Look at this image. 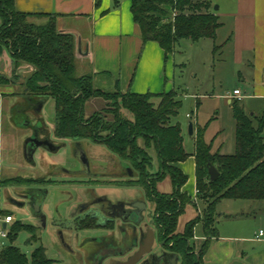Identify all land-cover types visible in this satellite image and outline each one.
<instances>
[{
    "label": "trees",
    "instance_id": "16d2710c",
    "mask_svg": "<svg viewBox=\"0 0 264 264\" xmlns=\"http://www.w3.org/2000/svg\"><path fill=\"white\" fill-rule=\"evenodd\" d=\"M130 9L141 39L156 41L165 55L173 53L182 40L214 39L221 26L210 0H131ZM32 15L17 10L15 0H0V55L8 51L13 77L20 65L32 67L22 82L24 96L41 103L53 101L56 138L103 144L117 155L132 172L125 184H139L154 204L151 217L158 241L179 255V264H203L209 239L216 235V202L222 198L264 200V108L257 116L246 112L239 99L233 100L235 150L231 154L213 151L212 143L204 139L205 128H197L193 150L196 196L205 207L178 231L179 217L188 204L196 205V198L182 190L187 175L178 163L189 154L183 146L180 124L172 122L182 104L177 92L109 93L95 88L91 74L76 75L73 34L57 29L54 14H44L47 20L43 23L29 19ZM218 47L214 44V50ZM9 81L0 73V83ZM88 103L100 107L87 114ZM209 164L219 171L214 180L208 175ZM166 177L171 191H159L157 183ZM18 180L50 181L17 177L3 183ZM0 215L10 214L0 210ZM198 223L203 226L205 240L195 250L192 239ZM22 228L30 232L32 240L37 239L33 226L19 222L11 225L6 233L8 243L0 247V264H55L41 245L28 256L14 244Z\"/></svg>",
    "mask_w": 264,
    "mask_h": 264
},
{
    "label": "crops",
    "instance_id": "0c3cea01",
    "mask_svg": "<svg viewBox=\"0 0 264 264\" xmlns=\"http://www.w3.org/2000/svg\"><path fill=\"white\" fill-rule=\"evenodd\" d=\"M130 7L131 0H99L98 5L96 0H15L17 10L33 14L29 19L43 23L47 20L46 14H54L57 29L73 34L76 51L78 44L81 48V53L78 51L77 53L89 59L87 67L80 68L76 64V75L91 74L95 88L109 93L132 91L153 94L173 89L174 85L170 80L174 78L176 66L174 60L170 54L165 55L156 41L141 39L139 26L133 19ZM216 10L215 14L221 26L217 29L215 38L220 28L226 29L224 41L219 47L224 48L225 62L232 64L234 68V78L243 85L235 86L224 96L232 105L233 100L237 99L232 92L234 89H239L241 94L239 100L243 109L258 116L264 108V0H222ZM31 69L30 65H20L17 75L22 77L19 81L21 84ZM0 73L6 74L7 77L12 76V59L7 50L0 55ZM10 92L7 85L0 84V191L4 185L11 186L3 183L6 179L36 178L33 156L39 148L48 151L38 147L32 157L28 155L25 138L30 135L27 132L26 134L25 130L32 131L36 122L40 123L42 119L45 121V117L34 113V119H27L24 122L19 120L18 114L31 111L30 107L34 106L32 103L35 104L37 101L31 100V103H28L25 98L17 100L14 96L11 97L12 92ZM43 104L42 108L49 107L50 111L53 110L52 100L44 101ZM198 126V124L193 126V133ZM46 128L47 133L44 136L48 134L49 137L48 126ZM42 135L39 138H42ZM262 135L264 136V127ZM209 142L212 143L213 151L231 154L222 150L220 142L217 144H213L212 140ZM70 150L72 151V144ZM85 151L88 155L86 147ZM188 154L178 166L187 175L182 190L195 199V158L193 152ZM153 168H157V160ZM64 172L67 173L65 170ZM46 173L49 174L48 171ZM67 176L63 178L69 179ZM101 176L103 181L97 194L105 195L112 200L121 196L117 192L116 197H111L114 193L112 191L122 185L120 182L131 177L129 173L119 176L102 173ZM159 185L160 183L157 184V189L160 191ZM140 190L141 193L128 192L126 196L133 200H145L147 207L151 204L149 213L152 214L154 204L141 188ZM75 206L76 204L69 208L72 210ZM186 212L185 210L184 213ZM189 212L191 219L194 217V212L193 210ZM197 227L200 228L198 233H195ZM152 228L155 231L156 241L155 225H152ZM195 229L192 240H194L193 245L198 248L205 240V236L201 223H198ZM87 231L84 230V233H88ZM96 231L99 232L97 235L91 237L87 234L85 237L95 241L93 238L105 234L102 230ZM256 233L246 234L241 227L236 226L228 227L222 232L216 231V235L209 239L203 255V264H264V241L256 239Z\"/></svg>",
    "mask_w": 264,
    "mask_h": 264
},
{
    "label": "rangeland",
    "instance_id": "374dc122",
    "mask_svg": "<svg viewBox=\"0 0 264 264\" xmlns=\"http://www.w3.org/2000/svg\"><path fill=\"white\" fill-rule=\"evenodd\" d=\"M221 1L211 0L214 11H217L215 6H218ZM225 30V28H220L217 37L214 39L204 38L197 42L182 40L175 47L173 53L170 54L176 64L173 73L174 78L170 82L174 85L172 88L177 92V99L182 101L177 115L172 117V122H178L181 126L183 146L187 153L194 150V140L197 132L196 128L194 133L189 134V122H192L193 126L198 124V127L205 128L204 139L207 142L211 140L214 142L213 144L220 142L222 150L225 152L233 153L235 150L233 105L226 101L224 94L235 86L241 87L243 85L237 78H234L232 64L225 62L224 48L213 49L214 44L219 46L224 41ZM75 62L80 68L83 66L87 67L86 64L89 59L76 53ZM2 75L6 76L4 73ZM9 78V83L5 85L10 88L11 97L14 96L17 100H22L25 91V88L19 82L22 77L15 75ZM46 108L44 107L43 115L48 124V121H51L49 117H51L53 110L50 111L49 107ZM85 110L91 111L89 106H86ZM187 114L191 115V117H188ZM18 117L22 122L27 119H34V112L19 113ZM26 132L30 136L33 134V130L26 129ZM48 132L50 140L58 143L50 125H48ZM62 143L64 145L56 153L39 148L33 156V163H35L36 167L35 177L49 178L52 181L38 183L18 180L17 182H9L11 186L4 185L2 187L0 191V210L5 211V214H10L12 217V221L7 223L5 231L7 233L11 225L17 222L34 227L36 240L31 239L30 232L25 228L18 231L14 240V244L28 256H30L35 247L41 245L46 255L55 260V264H99L101 254L98 251L95 252L96 248L99 245H105L104 251H109L115 248L114 244L119 243V238L118 236L108 238V236L99 235L98 243L94 244L85 236L88 234L93 237L99 232L89 229L88 233H84V229H75L74 220L71 218L72 210L69 207L77 204L80 199H91V193H93L91 190L93 189L97 193L101 184L92 180H85V178H79V176H77L78 178L75 177L76 179L74 176H67L72 174L64 172V168L74 171L82 169V164L75 152L70 150L72 141L65 139ZM83 145L87 148L88 159L93 173L98 170H104L114 176L127 173L125 163L120 161L117 155L112 153L105 145L92 143L87 140L83 142ZM155 161L156 158H154L153 166H155ZM47 171L49 174L46 173ZM78 174L82 175L80 172ZM66 176L69 179L63 178ZM125 181L123 182L125 183ZM158 183H160V191H171L168 177ZM129 185L130 183L118 186L116 188L118 191H112L114 193H112L111 197H116L117 192L121 194L119 198L127 197L128 192L141 193L140 188L142 189V187L139 188V184H137L138 187ZM30 187L46 190L45 198L41 205L42 213L45 215L44 222H40L33 215L31 206L27 201H24L23 206H17L9 201L10 198L23 201L21 194L27 193ZM35 195L40 198L39 195ZM196 201L197 207L193 204L186 206L185 210L187 212L179 217L177 230H181L185 221L190 218L189 210H193L194 217L199 214V211H203L205 207L204 201L198 199L197 196ZM149 212H151V204L145 214L150 215L151 213ZM214 217L213 227L216 228V231L220 230L222 232L228 227L236 226L241 227L244 233L253 235L254 232L256 233L260 229L264 231V200L222 198L215 204ZM199 228L195 229V233H198ZM103 237L107 238L102 242L101 239ZM0 240L3 241V244L8 243V238L6 237L0 238ZM156 241H158L157 229ZM128 242L130 240L123 244H118L119 248L124 247ZM193 242L194 240H192V244ZM199 247L194 246V249L198 250ZM93 251L95 253H91Z\"/></svg>",
    "mask_w": 264,
    "mask_h": 264
},
{
    "label": "flooded vegetation",
    "instance_id": "af4514ba",
    "mask_svg": "<svg viewBox=\"0 0 264 264\" xmlns=\"http://www.w3.org/2000/svg\"><path fill=\"white\" fill-rule=\"evenodd\" d=\"M24 96V95H23ZM26 101H28V103H31V100H28L26 97H24ZM37 103V104H36ZM35 104L32 103L34 106L30 107L31 111H33L34 113H39L40 115L44 114V108H42L44 106L43 102L40 106V103H38V101ZM87 106H89V109L91 111H87V114H90L91 112L98 110L100 106H97L95 104H87ZM53 113L50 115L51 117L50 120L48 122H53V126L46 121L42 119L40 123L36 124V126H34L33 128V134L36 135V137L39 138L40 135H42L44 137V135H46V126L50 125L53 129V133H54V126H55V110H54V106H53ZM53 115V116H52ZM44 116V115H43ZM46 123V124H45ZM46 125V126H45ZM55 136V135H54ZM48 137V134H47ZM58 143L54 144L58 147V149L64 145L62 142L64 140L62 139H58L56 138ZM72 150L75 153H78L80 150L85 151V146L83 145V142L85 140H72ZM88 141V140H87ZM91 142V141H89ZM94 143V142H92ZM34 144V141L32 142H27L26 143V148L27 150H30L32 148ZM84 146V147H83ZM76 155V154H75ZM87 160H88V171L85 169L84 165L82 164V169H76V170H67L66 168H64L65 171H67L68 173L72 174L71 176L77 177L79 176V178H85V180H92L97 182L98 184H101V182L103 181L101 179V174L102 173H106L108 174L109 172H104V170H98V171H92L91 166H90V162L88 159V155L86 154ZM95 168V167H94ZM82 173V175L84 174V176L79 175L78 173ZM127 173H129V176H131L132 172L129 170V168H127ZM81 176V177H80ZM78 178V177H77ZM132 177H128L127 180H129ZM76 179V178H75ZM50 181H52L50 179ZM83 181V180H82ZM106 182V181H105ZM134 186V185H131ZM93 193L91 199H80L76 206L72 209L71 211V218L72 220H74L75 223V229L77 230H102L104 231L105 234H103V236H108V238H112L114 237V226L116 223H113L112 221L108 220L105 215L106 214H113V213H117L118 212V207L120 205V203H124L125 206H127L128 203H130L133 199L128 198V197H122V198H118V199H109L107 198L105 195H98L95 190H91ZM24 194H21L22 196V200H24L23 197ZM29 195H31L29 193ZM36 196L35 194H32V196ZM37 197V196H36ZM92 216H95L92 218ZM152 214H150L148 216V218L146 219L147 221H150L152 219ZM106 218V219H105ZM40 222H42L41 219H39ZM99 224V225H98ZM102 224H104V226H102ZM120 223H117V225H119ZM90 225V226H89ZM123 228L130 233L129 235V240L130 242L127 243V245L125 244V253H123L122 255H118V253L122 250V248H119L120 246L118 244H123L122 240L120 238V236H118L119 238V243L118 244H114L115 248L110 249L109 251H104V247L105 245H99L95 252L98 251L101 254V261L100 264H123V262H126L128 260H130L129 258L132 257L133 253L136 251V247H133L132 249H129L130 246L133 244V233H132V228L131 225H123ZM107 238V237H106ZM105 237H103L101 239V241L103 242L105 239ZM99 240L96 241H92L94 244H97ZM156 244L158 245L156 247ZM101 251V252H100ZM94 251L91 253H95ZM172 251L168 249V247H166L165 245H162L159 241H155L152 245V249L150 252L145 253L142 255V257L135 263V264H167L170 262V259L172 257ZM112 254V255H109ZM179 263V262H178Z\"/></svg>",
    "mask_w": 264,
    "mask_h": 264
},
{
    "label": "water",
    "instance_id": "95a60500",
    "mask_svg": "<svg viewBox=\"0 0 264 264\" xmlns=\"http://www.w3.org/2000/svg\"><path fill=\"white\" fill-rule=\"evenodd\" d=\"M216 9H218V6H215ZM77 51L81 53L80 44L77 45ZM19 69V68H18ZM42 103H40L41 106ZM53 126V122H49ZM188 131L189 134L193 133V124L192 122H189L188 125ZM33 142L34 144L32 148L29 150L28 155L32 157L33 152L36 148L42 147L50 152L57 151L58 147L54 144L52 140H50L49 137L44 136L42 138L36 137V135L32 134V136L28 137L25 140V143L27 142ZM77 158L82 162L85 169L88 171V160L86 157V154L84 151L80 150L78 153H75ZM208 175L210 180H214L218 177L219 171L215 166L212 164L208 165ZM29 193L31 195H29ZM32 194H37L40 196V198L36 196H32ZM46 190L43 188L36 189V188H28L27 193L23 195L24 200L18 201L14 198H10L9 201L12 204H15L17 206H23L24 201H27L30 206L31 210L33 212V215L41 219L42 222L45 221V215L42 213L41 205L42 201L45 198ZM147 203L143 199H137L132 200L130 203L127 204V206L124 205V203H120L118 207L117 213H111L106 214L105 217L112 221L113 223H116L113 230H114V237L120 236L122 243L129 240L130 233L127 232L123 225H131L132 233H133V244L130 246L129 249H132L133 247H136V251L133 253L132 257L129 258L130 260L123 262V264H135L143 254L148 253L152 249V245L155 241V231L152 228V225H154V219H151L150 221H147L149 215H146L145 212L147 211ZM95 216H92V218ZM105 218V219H106ZM117 223H120L117 225ZM6 222L2 223V228H6ZM99 225V224H98ZM104 226V224H102ZM95 241L99 239L93 238ZM125 253V246H122V250L118 253V255H122ZM99 261H101V257L99 258ZM179 261V255L177 253H172V257L170 259V262L167 264H178ZM100 264V262H99Z\"/></svg>",
    "mask_w": 264,
    "mask_h": 264
},
{
    "label": "built area",
    "instance_id": "2783aa9c",
    "mask_svg": "<svg viewBox=\"0 0 264 264\" xmlns=\"http://www.w3.org/2000/svg\"><path fill=\"white\" fill-rule=\"evenodd\" d=\"M233 96L236 97L237 99L241 98L240 90L239 89H234L232 92ZM187 116H191L187 114ZM12 221L11 215H0V238H5L6 237V231L5 229L2 228V223L6 222L9 223ZM256 239H260L264 241V231L262 229L258 230V232L255 235ZM3 245V241L0 240V247Z\"/></svg>",
    "mask_w": 264,
    "mask_h": 264
}]
</instances>
